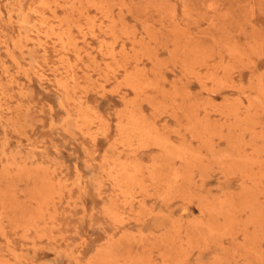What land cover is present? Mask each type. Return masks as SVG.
Listing matches in <instances>:
<instances>
[{
  "label": "rangeland",
  "instance_id": "obj_1",
  "mask_svg": "<svg viewBox=\"0 0 264 264\" xmlns=\"http://www.w3.org/2000/svg\"><path fill=\"white\" fill-rule=\"evenodd\" d=\"M0 264H264V0H0Z\"/></svg>",
  "mask_w": 264,
  "mask_h": 264
}]
</instances>
